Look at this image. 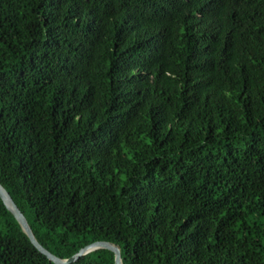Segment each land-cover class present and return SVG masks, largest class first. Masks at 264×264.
Returning a JSON list of instances; mask_svg holds the SVG:
<instances>
[{"label":"trees","instance_id":"obj_1","mask_svg":"<svg viewBox=\"0 0 264 264\" xmlns=\"http://www.w3.org/2000/svg\"><path fill=\"white\" fill-rule=\"evenodd\" d=\"M0 184L60 259L264 264V0H0ZM0 264H55L1 198Z\"/></svg>","mask_w":264,"mask_h":264},{"label":"water","instance_id":"obj_2","mask_svg":"<svg viewBox=\"0 0 264 264\" xmlns=\"http://www.w3.org/2000/svg\"><path fill=\"white\" fill-rule=\"evenodd\" d=\"M0 198L3 200L5 206L8 210L14 215L20 226L22 227L23 231L26 233L32 244L42 253L44 254L49 260L54 262L55 264H72L78 261L80 258L86 256L87 254L105 249L109 250L114 253L115 255V264H123L122 257H121V250L119 246L105 241H97L91 243L84 248H82L78 253L73 255L69 259H60L53 254H51L48 250H46L35 238V235L26 219L24 214L20 211L17 207L16 203L12 199L11 195L8 191L0 184Z\"/></svg>","mask_w":264,"mask_h":264}]
</instances>
